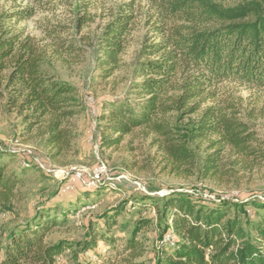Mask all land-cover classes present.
<instances>
[{"label":"trees","instance_id":"16d2710c","mask_svg":"<svg viewBox=\"0 0 264 264\" xmlns=\"http://www.w3.org/2000/svg\"><path fill=\"white\" fill-rule=\"evenodd\" d=\"M263 2L224 6L214 0H155L156 14L145 19L151 36L141 42L137 60L139 80L134 92L138 98L112 103L101 115V145L119 144L125 136L141 131L151 137L167 168L204 178L220 174L232 157L234 164L246 167L263 163L264 140L238 111L224 109L221 103L181 125L216 97L215 88L223 81L264 90ZM27 12L14 15L21 20ZM137 17L134 3L127 2L99 36L105 77L119 66L127 47L124 38L136 30ZM22 35L0 27V105L21 116L28 130L41 127L47 145L59 154L71 147L74 138L72 118L79 113L74 87L50 75L44 69L43 53ZM60 44L63 51L77 49ZM198 152H203L201 158ZM4 154L8 153H0V214L12 209L22 182L9 172ZM148 200L154 205L162 239L170 230L177 236L173 243L161 244L155 264H264V197L221 199L209 205L182 193L163 197L146 193L134 203L145 207ZM123 209L124 204L103 214L108 230ZM57 216L40 211L7 239L0 236V264H61L59 259L67 251L75 264H83L80 255L95 250L98 233L78 243L53 242L48 238L51 229L68 222L67 213L61 220ZM154 219L138 220L130 235L121 239V247L115 245L117 238L103 235L113 251L97 253L101 264H145L141 259L147 247L139 234Z\"/></svg>","mask_w":264,"mask_h":264},{"label":"rangeland","instance_id":"374dc122","mask_svg":"<svg viewBox=\"0 0 264 264\" xmlns=\"http://www.w3.org/2000/svg\"><path fill=\"white\" fill-rule=\"evenodd\" d=\"M80 1L0 0V27L22 32L21 38L29 40L43 53L44 69L55 79L74 87L79 109L72 118L75 127L71 147L55 154L47 145L41 127L28 130L21 116L0 105V153H8L3 159L8 163L9 172L22 180L15 190L12 209L0 214V236L7 239L12 230L33 221L40 211L57 214L59 220L67 213L68 222L51 229L49 240L66 239L78 243L96 232L95 250L83 252L80 260L83 264H101L97 253L104 255L113 251L103 235L117 238L115 245L121 247V239L130 235L138 220L154 219L155 209L150 200L146 208L142 203H134L146 193L155 197L182 193L209 205L221 199L263 198L264 162L246 167L234 164L235 157H232L225 162L220 174L204 178L198 173L188 176L167 168L161 154L151 145V137L141 131L125 136L119 144L101 145L100 132L104 123L101 115L112 103L138 98L134 92V83L139 80L137 60L141 42L151 36L145 19L147 15L156 14L155 0H87L86 5H81ZM214 1L234 6L248 0ZM127 2L134 3L138 25L124 38L127 47L119 66L111 76L105 77L100 64L105 51L99 46V36ZM262 4L264 7V2ZM19 10H28L21 20L14 15ZM60 43L77 49L63 51ZM215 92V98L204 102L198 112L187 117L181 125L186 126L189 118L197 119L208 106L221 103L224 109L238 111V116L264 140L263 89L228 80L219 83ZM198 154L200 158L203 156V152ZM99 168L104 171L102 178L96 187H89L92 171ZM77 170L83 171V180L73 175ZM122 204V213L108 230L103 214L113 213L112 209ZM139 237L147 247L141 259L145 264H155L163 242L177 240L171 230L162 239L155 219L143 228ZM59 260L61 264H75L69 251Z\"/></svg>","mask_w":264,"mask_h":264},{"label":"built area","instance_id":"2783aa9c","mask_svg":"<svg viewBox=\"0 0 264 264\" xmlns=\"http://www.w3.org/2000/svg\"><path fill=\"white\" fill-rule=\"evenodd\" d=\"M103 169L102 168H99L97 169L96 171H92L89 179H90V183H93L95 182L96 178H102V174H103ZM73 175L77 178H85L84 177V174H83V171H80V170H77L75 171V173H73Z\"/></svg>","mask_w":264,"mask_h":264},{"label":"bare ground","instance_id":"6f19581e","mask_svg":"<svg viewBox=\"0 0 264 264\" xmlns=\"http://www.w3.org/2000/svg\"><path fill=\"white\" fill-rule=\"evenodd\" d=\"M94 171H96V170H94ZM78 179H79V180H83V179H81V178H78ZM99 180H100V178H96L95 182L90 183V181H89L87 185H88L89 187H90V186L96 187L97 184H98V182H99Z\"/></svg>","mask_w":264,"mask_h":264}]
</instances>
